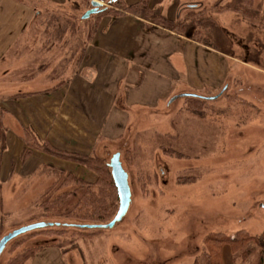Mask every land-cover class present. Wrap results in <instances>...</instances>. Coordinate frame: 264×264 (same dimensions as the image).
<instances>
[{
  "label": "rangeland",
  "instance_id": "1",
  "mask_svg": "<svg viewBox=\"0 0 264 264\" xmlns=\"http://www.w3.org/2000/svg\"><path fill=\"white\" fill-rule=\"evenodd\" d=\"M91 1L0 0V24L21 27L34 12L42 11L33 23L39 29L31 32L38 35L34 38L48 44L61 39L85 42L100 19L115 17L123 5L122 0L118 6L98 0L104 11L80 21ZM231 1L199 0L190 4L195 9L188 5L182 18L184 29L176 32L227 56L224 89L214 94L190 92L217 99L190 108L189 96L181 94L157 110L129 111L131 121L123 138L101 143L96 155L107 163L114 154L120 155L131 193L123 219L112 229L66 226L67 233L60 239L66 236L73 243L64 245L65 249L51 247L57 239L54 234L40 231L19 236L27 237L23 247L43 246L25 264H195L202 260L203 241L209 234L262 233L264 0H252L251 12L237 15L225 10ZM45 26H51L50 31L40 30ZM70 50L76 55L77 48ZM10 60L8 56L0 59V71L10 69ZM20 68L4 76L0 72V99L43 90L58 81L42 79L41 67L35 64L31 70ZM53 180L42 170L34 176L12 177L5 185L0 180V239L33 224L32 220L55 223L54 231L63 224H76L40 216L35 202ZM15 239L6 245L0 264H8L17 252ZM252 260H234L229 247L223 248V264H253Z\"/></svg>",
  "mask_w": 264,
  "mask_h": 264
},
{
  "label": "crops",
  "instance_id": "2",
  "mask_svg": "<svg viewBox=\"0 0 264 264\" xmlns=\"http://www.w3.org/2000/svg\"><path fill=\"white\" fill-rule=\"evenodd\" d=\"M139 1L122 3L131 6ZM196 2L199 0H148V6L176 23L187 6ZM36 14L41 16L42 11L34 12L31 21L21 27L3 28L0 24V59H11L10 69L0 72L4 76L21 70L22 65L31 70L35 64L41 67L42 79L58 81L43 90L21 92L15 99H0L3 185L12 177L39 174L43 166L61 168L93 182L95 175L86 168L28 145L35 140L62 152L97 155L101 143L123 138L131 121L129 111L157 110L169 105L174 96L214 94L225 86V54L131 14L103 17L85 42L61 39L51 44L31 33L39 31L33 24ZM25 35L29 39L20 40ZM73 48H77L76 55L71 54ZM24 130L31 132L33 139L25 138ZM25 150L29 153L23 161Z\"/></svg>",
  "mask_w": 264,
  "mask_h": 264
},
{
  "label": "trees",
  "instance_id": "3",
  "mask_svg": "<svg viewBox=\"0 0 264 264\" xmlns=\"http://www.w3.org/2000/svg\"><path fill=\"white\" fill-rule=\"evenodd\" d=\"M251 3L252 0H234L229 2V5L227 4L225 10H230L236 15L239 12L248 14L252 10L250 8ZM114 5L118 6V2ZM119 9L120 11L115 14V17L122 16L126 13L131 14L150 22L154 26L174 32L182 31L186 22V20H180L176 23L169 21L163 17L159 11L150 9L148 0H141L131 6L122 5ZM109 12L110 10L107 11V13ZM96 26L97 25L91 30L90 37L94 33ZM21 95L23 94H16L8 97V99H15ZM208 98L209 97H201L193 94L189 95V98L186 99L187 106L193 108V106H198V104H204L208 101ZM3 136L4 135L1 134L0 163L5 148ZM24 137L33 139L32 133L28 130H24ZM28 146L30 148L39 149L52 157L78 164L92 172L96 177L93 182H89L61 168H56L54 166L41 167L44 174L51 175L54 177V180L51 185L41 192L35 202L36 208L40 211V216L42 218L53 217L65 219L76 222V224L59 225L61 227L60 230L56 229L54 231L51 228L55 223L32 220L30 223L33 224L40 222L47 224L44 228L32 232L42 231L43 235H57V239L52 241L51 247L62 249L64 245L67 244L70 246L73 243L71 239H67L66 236L65 239H60V236L64 237L67 233V231L64 230L66 226L100 230L99 227L101 225L108 224L113 220L118 211L119 200L111 177L109 165L105 159L95 154L79 155L58 151L47 143H38L35 140ZM28 153V150L22 153L23 161L26 160ZM2 198L0 194L1 203L3 202ZM55 227H58V224L55 225ZM24 237H17V239H15L14 247H16L17 252L10 258L8 264H25L29 259H33L38 251L42 250L43 246H35L33 248L23 247L27 240V237ZM203 245L204 252L201 258L202 260L197 261L195 264H223V248L225 246L229 247L234 260L240 259L244 261L253 258V264H264V230L259 236H251L245 231H239L232 237L223 233H212L205 237Z\"/></svg>",
  "mask_w": 264,
  "mask_h": 264
},
{
  "label": "water",
  "instance_id": "4",
  "mask_svg": "<svg viewBox=\"0 0 264 264\" xmlns=\"http://www.w3.org/2000/svg\"><path fill=\"white\" fill-rule=\"evenodd\" d=\"M117 1L118 0H109V5L114 4ZM90 5H91V8L89 10L85 11L83 14H81L80 21H87L92 16L98 15L104 11V9H100V7L102 6V3H100L98 0H92ZM38 15L39 14H36L35 18ZM183 96H189V95H183ZM177 98H178V96L174 97L172 99V101H174ZM215 99H217V97L208 98V100H215ZM108 165L110 168V173H111V177H112L114 186H115L116 191H117V196H118V200H119V207H118V211H117L115 217L113 218V220L111 222H109L108 224L101 225L99 227L100 229H112L116 223H119L123 219L125 214L127 213V210L129 208L130 201H131V193H130V188H129V184H128V175H127V173H125V171L122 168V165L120 162V155L118 153L113 155L112 158L110 159ZM46 225L47 224L42 223V222L34 223V224H30L28 226L20 227L16 230L12 231L11 233L5 235L4 237H2L0 239V255L4 251L6 245L9 242H11L12 240H14L15 238H17L23 234L32 232L34 230L42 229Z\"/></svg>",
  "mask_w": 264,
  "mask_h": 264
},
{
  "label": "flooded vegetation",
  "instance_id": "5",
  "mask_svg": "<svg viewBox=\"0 0 264 264\" xmlns=\"http://www.w3.org/2000/svg\"><path fill=\"white\" fill-rule=\"evenodd\" d=\"M188 7H191L190 5ZM193 9H195L196 7H192Z\"/></svg>",
  "mask_w": 264,
  "mask_h": 264
}]
</instances>
